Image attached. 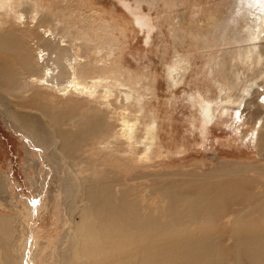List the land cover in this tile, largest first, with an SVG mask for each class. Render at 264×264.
Segmentation results:
<instances>
[{
    "label": "bare ground",
    "instance_id": "6f19581e",
    "mask_svg": "<svg viewBox=\"0 0 264 264\" xmlns=\"http://www.w3.org/2000/svg\"><path fill=\"white\" fill-rule=\"evenodd\" d=\"M41 4V0H0L3 114L17 130L26 131L46 148L56 140L57 149L67 159H72L71 153L87 152L92 137L98 138L91 149L96 156L123 153L125 149L119 148L115 137L112 107L127 110L132 103L141 105L142 100L130 88L129 71L119 68L113 56L114 35L106 34L108 44L102 45L80 38L81 33H91L92 23L75 30L72 26L86 19L76 21V16ZM241 4L251 29L245 35L234 30L240 40L229 38L226 55L251 73L243 76L239 67L231 70L229 66L231 74L221 73L225 83L218 82L222 101L210 100L199 91L198 105L207 124L223 103L224 112L234 103L240 105L239 129L247 123L256 128L257 153L263 156L264 0ZM101 26L107 29L105 24ZM182 70L179 64L170 68V85L178 83L174 73ZM83 103L87 106L81 111ZM132 120L124 123L131 157L140 153L136 143L145 135L149 140L153 133L146 126L139 134L141 127ZM250 129L245 127L242 136H249ZM153 136L157 137L156 131ZM150 142L145 145L148 154ZM78 159L79 155L72 167ZM251 171L256 179L248 175ZM94 172L95 165L87 163L84 173L88 175L80 183L67 185L74 187L70 215L79 213V218L66 236L63 264H264L262 162L233 158L216 167L180 174L176 170L164 174L146 171L130 176L116 169L96 177ZM138 179L149 183H136ZM139 186L143 188L138 190ZM1 189L5 192L6 184ZM151 196L155 198L150 204ZM13 223L10 215L0 211V264L14 261Z\"/></svg>",
    "mask_w": 264,
    "mask_h": 264
},
{
    "label": "rangeland",
    "instance_id": "374dc122",
    "mask_svg": "<svg viewBox=\"0 0 264 264\" xmlns=\"http://www.w3.org/2000/svg\"><path fill=\"white\" fill-rule=\"evenodd\" d=\"M243 1L41 0L45 8L60 9L62 14L76 16V21L86 19L84 23L74 24L75 30L82 24L92 23L91 33H81L80 38L93 39L92 43L102 45L108 44L106 34L114 35L113 56L119 68L129 71L130 88L142 104L132 103L127 110L112 107L117 145L127 149L119 154L125 157L117 153L96 156L91 149L97 146L98 138L92 137L87 152L71 153L72 159H67L57 149L56 140L46 148L26 131L17 130L3 114L5 110L0 101V211L14 220L13 264H63L62 254L68 249L66 236L72 233L74 219L79 218V213L70 215L74 187L69 189L67 185L74 181L80 183L88 175L84 173L87 163L95 165L96 177L116 169L130 176L146 171L164 174L176 170L180 174L216 167L233 158L262 162L264 166V155L257 153L256 128L245 124L251 128L247 137L242 136L245 127L239 129L240 105L234 103L224 112L223 103L210 124L205 123L198 105L199 91L210 100L222 101L224 94H219L218 82L225 83L221 73L231 74L229 66L231 70L239 67L242 75L251 73L243 64L240 67L237 60L230 62L229 54L226 55L229 38L239 41V33L245 35L251 29L250 21L243 16ZM102 24L106 30L100 27ZM177 64L183 70L174 73L178 83L170 85L168 73ZM86 106L83 103L80 110L84 111ZM128 118L135 119L132 120L135 126L141 127L139 134L146 131V126L157 133L156 138L151 133L155 140H148L145 135L142 142L136 143L135 149H140V153L133 157L124 136ZM149 141L148 154L145 145ZM77 155L78 164L72 167ZM248 175L257 177L255 171ZM4 184L5 192L1 189ZM142 188L139 186L138 190ZM154 198L150 197V204Z\"/></svg>",
    "mask_w": 264,
    "mask_h": 264
}]
</instances>
